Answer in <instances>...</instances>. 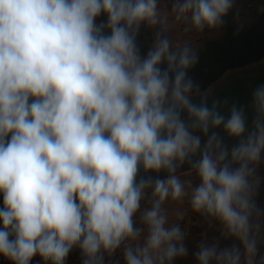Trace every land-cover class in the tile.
<instances>
[{"label": "clouds", "instance_id": "9594fccd", "mask_svg": "<svg viewBox=\"0 0 264 264\" xmlns=\"http://www.w3.org/2000/svg\"><path fill=\"white\" fill-rule=\"evenodd\" d=\"M232 6L176 0L172 11L185 31L202 32ZM166 21L158 0H0V255L13 264L37 255L65 264L76 247L82 264H105L120 249L124 264H173L188 249L162 204L188 195L176 175L185 163L199 177L192 209L239 241L201 243L198 264H258L264 84L252 93L250 130L243 107L226 117L218 100L194 102L187 73L198 57L187 44L173 48ZM142 24L161 26L143 57ZM221 128L237 141L231 148ZM141 169L167 175L138 179Z\"/></svg>", "mask_w": 264, "mask_h": 264}, {"label": "trees", "instance_id": "16d2710c", "mask_svg": "<svg viewBox=\"0 0 264 264\" xmlns=\"http://www.w3.org/2000/svg\"><path fill=\"white\" fill-rule=\"evenodd\" d=\"M240 17L239 20L223 23L216 35L206 34L187 44L198 57L197 63L187 73L188 77L199 87L198 92L194 89L193 96L205 93L213 84L221 80L228 71L253 66L264 58V0L254 1L250 7L245 9L244 13H240ZM106 19L107 17L102 14L97 18V23L106 22ZM136 41L141 56H146L154 44L152 27L142 24ZM161 67L165 68L166 64L161 65ZM261 84H264V70L239 78L208 99L207 103L211 107L212 102L218 100V110L226 117L229 115L233 104H236L237 107H243L250 130L255 116L252 108V93ZM216 131L224 138L229 148L237 143L234 138L228 137L222 128L216 129ZM198 134L202 135L203 138V134ZM193 159H198V156ZM194 171L196 170L190 164L185 163L177 169L176 175ZM257 171L261 182L255 201L259 209L264 212V160H262ZM157 175L163 178L167 173H144L141 169L138 179L140 177L147 178V176L155 179ZM146 202L147 196L142 201L141 208ZM2 207L3 195L0 194V208ZM137 219L138 215L134 217L136 224ZM192 221L193 223L184 234L183 241L188 249V254L184 257H177L173 264H198L194 254L199 250L201 243L217 244L220 248L231 247L233 244L239 245L237 239L224 236L223 226L218 220L193 210ZM254 223L259 225L256 232L257 261L259 264V258L264 257V215L255 218ZM82 261L81 251L76 247L69 253L65 264H82ZM0 264H13V262L0 255ZM31 264H45V261L37 255L33 257ZM105 264H124L122 249L112 256L105 254Z\"/></svg>", "mask_w": 264, "mask_h": 264}, {"label": "rangeland", "instance_id": "374dc122", "mask_svg": "<svg viewBox=\"0 0 264 264\" xmlns=\"http://www.w3.org/2000/svg\"><path fill=\"white\" fill-rule=\"evenodd\" d=\"M169 19H175V15L170 16ZM181 26L184 27L183 21H177ZM161 30V26H156L153 28V32L156 37V32ZM164 34V29H163ZM261 70H264V60L252 67H248L246 69H240V70H234L228 72L221 80H219L217 83L213 84L205 93L199 94L196 96H193L194 102H200L201 97H207V100L215 96L220 90L230 86L233 82L238 80L239 78H242L243 76L254 74L256 72H259ZM182 183H184L185 190L188 193V195L184 196L180 200H173L171 197H169L164 203L162 204V210L167 214L168 216V224L173 225L177 224L179 225L181 231L183 234H185L190 227V225L193 223L192 221V212L193 209L190 204V194L192 188H194L199 183V177L194 172L184 173L177 175ZM147 202L144 204V206L141 208L142 210L148 207H151V189L147 190ZM137 226L143 227V225L140 222L139 214L137 219ZM123 254V252H122Z\"/></svg>", "mask_w": 264, "mask_h": 264}, {"label": "crops", "instance_id": "0c3cea01", "mask_svg": "<svg viewBox=\"0 0 264 264\" xmlns=\"http://www.w3.org/2000/svg\"><path fill=\"white\" fill-rule=\"evenodd\" d=\"M254 1H257V0H233L232 8L223 17V23L233 22L234 20H239L241 18L240 13H244L245 9H247V7H250ZM175 2L176 0H158V11L160 15L166 18L167 20L166 23L163 25L164 35H166L171 40L173 48L182 47L188 44L189 42L195 41L203 37L206 34L207 35L217 34L220 26L217 28H213V29L205 28L202 32H198L195 29H192L190 31H185V29L187 28V24H188L187 21L182 20L185 24L183 27L175 19H169L170 16L173 15L172 9H173V5ZM153 28L154 27H152V32H153ZM153 39L155 41L154 32H153ZM263 60L264 58L259 63H261ZM243 69H246V68H243ZM236 70H240V69H236ZM230 71H234V70H230Z\"/></svg>", "mask_w": 264, "mask_h": 264}]
</instances>
